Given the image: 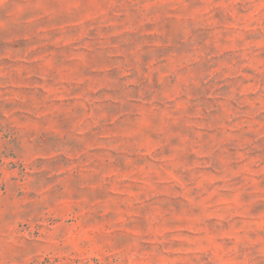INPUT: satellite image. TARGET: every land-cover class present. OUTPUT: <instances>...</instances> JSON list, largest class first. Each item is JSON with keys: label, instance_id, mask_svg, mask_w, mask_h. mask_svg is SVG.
Returning a JSON list of instances; mask_svg holds the SVG:
<instances>
[{"label": "rangeland", "instance_id": "374dc122", "mask_svg": "<svg viewBox=\"0 0 264 264\" xmlns=\"http://www.w3.org/2000/svg\"><path fill=\"white\" fill-rule=\"evenodd\" d=\"M0 264H264V0H0Z\"/></svg>", "mask_w": 264, "mask_h": 264}]
</instances>
